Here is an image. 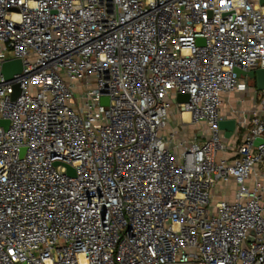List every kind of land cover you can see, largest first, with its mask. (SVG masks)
Wrapping results in <instances>:
<instances>
[{
	"label": "built area",
	"instance_id": "obj_1",
	"mask_svg": "<svg viewBox=\"0 0 264 264\" xmlns=\"http://www.w3.org/2000/svg\"><path fill=\"white\" fill-rule=\"evenodd\" d=\"M11 59L0 264H264V90L217 125L264 67V1L0 0Z\"/></svg>",
	"mask_w": 264,
	"mask_h": 264
},
{
	"label": "water",
	"instance_id": "obj_2",
	"mask_svg": "<svg viewBox=\"0 0 264 264\" xmlns=\"http://www.w3.org/2000/svg\"><path fill=\"white\" fill-rule=\"evenodd\" d=\"M263 1L264 0H260V3H262ZM197 42L199 44L202 43V39L199 38ZM21 70H22L21 61L19 59H11V60H8L2 63L0 71H1L3 78L8 79L13 74L20 73ZM234 72L238 77H246L250 80H253L255 83L256 91L264 90V67L255 68L249 71L234 69ZM17 93H18V90L13 94V97L17 95ZM187 99H188V96L184 94H179L177 96L178 102H185L187 101ZM100 102L101 104L106 105L107 99L101 98ZM0 124L6 125L7 121L0 120ZM217 125H218V128L223 131L224 137L228 138L235 128V120L232 118L221 119L218 121ZM259 142H260L259 139L256 140V143H259ZM57 164L58 163L55 162V165ZM67 170L70 175H73V170L70 167H68Z\"/></svg>",
	"mask_w": 264,
	"mask_h": 264
},
{
	"label": "crops",
	"instance_id": "obj_3",
	"mask_svg": "<svg viewBox=\"0 0 264 264\" xmlns=\"http://www.w3.org/2000/svg\"><path fill=\"white\" fill-rule=\"evenodd\" d=\"M247 79V84H248V88L246 91H243V92H238V91H233V92H230V93H227V94H224L223 95V99L224 97L226 98H232V99H237V103L235 104L236 106H229L227 110H225L223 108V103L221 105V109H220V115H222L223 117L225 118H236L237 115H235L234 113L231 112V109L232 108H238V109H243V110H248L249 108H252L254 107L256 104V89H255V83L253 80H250L248 78ZM250 81H253L254 83V89L250 90L249 88V82ZM223 101V100H222ZM190 125L192 124H188L185 126V130L184 128L181 129V132L182 134H185L187 138H191L195 133L196 131L192 128V127H189ZM198 128V126L196 127V129ZM189 130H191V132H189ZM194 130V131H193Z\"/></svg>",
	"mask_w": 264,
	"mask_h": 264
},
{
	"label": "rangeland",
	"instance_id": "obj_4",
	"mask_svg": "<svg viewBox=\"0 0 264 264\" xmlns=\"http://www.w3.org/2000/svg\"><path fill=\"white\" fill-rule=\"evenodd\" d=\"M249 88H250V90L254 89V83H253V81H250L249 82ZM236 103H237V99L234 100L232 98L229 99V98L224 97V99H223V108L225 110H227L229 106H236L235 105ZM172 105H174V102L172 103ZM175 126H177V123L175 121V117H171L170 118V116H169V122L167 124V127L164 129L165 130V133L167 134L169 132V129L170 128H173ZM189 127H192L196 131L197 124L194 123V124L190 125ZM189 132H191V130H189Z\"/></svg>",
	"mask_w": 264,
	"mask_h": 264
},
{
	"label": "bare ground",
	"instance_id": "obj_5",
	"mask_svg": "<svg viewBox=\"0 0 264 264\" xmlns=\"http://www.w3.org/2000/svg\"><path fill=\"white\" fill-rule=\"evenodd\" d=\"M187 113H183V118L186 119L187 118Z\"/></svg>",
	"mask_w": 264,
	"mask_h": 264
}]
</instances>
